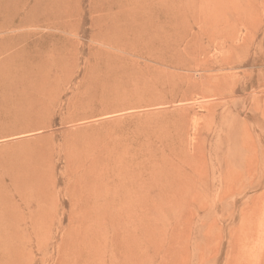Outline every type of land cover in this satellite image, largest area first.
<instances>
[{"label":"rangeland","instance_id":"rangeland-1","mask_svg":"<svg viewBox=\"0 0 264 264\" xmlns=\"http://www.w3.org/2000/svg\"><path fill=\"white\" fill-rule=\"evenodd\" d=\"M0 4V264H264V0Z\"/></svg>","mask_w":264,"mask_h":264},{"label":"bare ground","instance_id":"bare-ground-1","mask_svg":"<svg viewBox=\"0 0 264 264\" xmlns=\"http://www.w3.org/2000/svg\"><path fill=\"white\" fill-rule=\"evenodd\" d=\"M166 1V0H165ZM162 3V2H161ZM5 8V6L4 5H2V4H0V13H2L1 14V18H2V20L0 21V35L1 34H3V33H7V32H9L10 30H11V28H12V26L10 25V19L8 18V14H7V11H6V9H4ZM18 9H19V7H17ZM16 8V9H17ZM15 9V10H16ZM23 9H26V7H23ZM20 11L21 10H18V11H14V13H13V15H15V16H17V15H19L20 14ZM22 12V11H21ZM30 13V14H29ZM29 13H27L26 15H25V17L20 21V26H19V31L20 30H23L24 28H27L28 26H32V27H36V28H39V27H41L37 22H36V20H35V18L34 17H32V14H33V12L32 11H30ZM14 17V16H13ZM5 38L6 37H1L0 38V57L2 58V60L0 61L1 63H0V65L1 64H4V63H6V62H8V59H9V57H10V54H7V49H5V47H3V43H4V41H5ZM214 42V41H213ZM213 45V44H212ZM124 50H126V49H124ZM204 56H205V54H204ZM230 64V63H229ZM7 66V65H6ZM5 66V67H6ZM234 66V65H233ZM0 68H2V67H0ZM3 69V68H2ZM4 70V69H3ZM1 73V72H0ZM5 77V76H4ZM1 78V77H0ZM5 79H7V78H5ZM2 80V79H1ZM5 81V80H4ZM8 81V80H7ZM2 82V81H1ZM47 83V82H46ZM2 84V83H1ZM4 85V84H3ZM6 85V84H5ZM1 86V85H0ZM5 87V86H4ZM6 89V88H5ZM2 90V89H1ZM6 91V90H5ZM49 91V90H48ZM40 92H42V91H40ZM44 92V91H43ZM42 92V93H43ZM4 93V92H3ZM50 93V92H49ZM48 93V94H49ZM3 95V94H2ZM45 95H47L46 93H45ZM51 95V94H50ZM45 97V96H44ZM48 97V96H47ZM6 98V97H5ZM46 98V97H45ZM4 99V98H3ZM6 100H7V98H6ZM47 100H48V98H47ZM12 101V100H11ZM44 101V100H43ZM19 102H21V101H19ZM19 102H18V104H19ZM47 102V101H46ZM9 103H12V102H9ZM7 104V103H6ZM13 104H14V102H13ZM1 105V104H0ZM11 105V104H10ZM14 105H16V104H14ZM44 105H46V104H44ZM47 106V105H46ZM11 107V106H10ZM16 107H17V105H16ZM7 109V108H6ZM5 109V110H6ZM16 109V108H15ZM31 109V108H30ZM46 109V108H45ZM48 109V108H47ZM19 110V109H18ZM132 110V109H131ZM12 111H13V109H12ZM264 111V110H263ZM5 112V111H4ZM22 112V111H21ZM147 112V111H146ZM14 113H16V111L14 112ZM9 114H11V113H9ZM19 114V113H18ZM12 115H14L13 114V112H12ZM20 115V114H19ZM18 115V116H19ZM22 115H23V113H22ZM14 116H16V114L14 115ZM13 116V117H14ZM16 118V117H15ZM22 118V117H21ZM19 121V119H16L14 122H16V121ZM17 124V123H16ZM23 124V123H22ZM19 126V125H18ZM16 127V126H15ZM7 128V127H6ZM5 128V129H6ZM8 131H10V130H8ZM22 131H23V129H22ZM8 133H10L11 134V131L10 132H8ZM16 133V132H15ZM19 133V132H18ZM17 133V134H18ZM14 134V133H13ZM24 134V133H23ZM15 135V134H14ZM3 136V135H2ZM8 136V135H7ZM10 136V135H9ZM16 136V135H15ZM18 136V135H17ZM12 137V136H11ZM14 137V136H13ZM6 138H8V137H6ZM10 138V137H9ZM17 140H19V139H17ZM23 141V140H22ZM10 142V141H9ZM12 142H14V141H12ZM18 143V142H17ZM20 143V142H19ZM51 146V145H50ZM5 151V150H4ZM8 151V150H7ZM6 151V152H7ZM43 152V151H42ZM3 153H5V152H3ZM8 155H9V153H8ZM13 155V154H12ZM16 156V155H15ZM5 157H7L6 156V154H5ZM41 157V156H40ZM1 158V157H0ZM18 158V157H17ZM38 158V157H37ZM12 159V158H11ZM24 159H26V158H24ZM41 159V158H40ZM2 160V159H1ZM16 160V159H15ZM8 161H9V159H8ZM7 161V162H8ZM227 161V160H226ZM226 161H225V163H226ZM2 162V161H1ZM5 162V161H4ZM14 162V161H13ZM3 163V162H2ZM224 163V164H225ZM9 164V163H8ZM11 164V163H10ZM226 167V166H225ZM222 191V190H221ZM220 191V192H221ZM222 192H224V190L222 191ZM219 196V195H218ZM224 197V196H223ZM221 200H222V197H221ZM219 202H221V201H219ZM218 203V202H217ZM213 205H214V207H215V204L213 203ZM217 205V204H216ZM247 240V239H246ZM249 243V242H248ZM246 246V245H245ZM251 247V246H250ZM255 247V246H254ZM246 249V248H245ZM250 249V248H249Z\"/></svg>","mask_w":264,"mask_h":264}]
</instances>
